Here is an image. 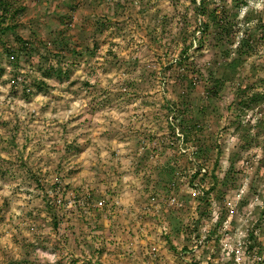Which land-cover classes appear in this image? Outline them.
Masks as SVG:
<instances>
[{"label":"rangeland","instance_id":"rangeland-1","mask_svg":"<svg viewBox=\"0 0 264 264\" xmlns=\"http://www.w3.org/2000/svg\"><path fill=\"white\" fill-rule=\"evenodd\" d=\"M0 264H264V0H0Z\"/></svg>","mask_w":264,"mask_h":264},{"label":"built area","instance_id":"built-area-1","mask_svg":"<svg viewBox=\"0 0 264 264\" xmlns=\"http://www.w3.org/2000/svg\"><path fill=\"white\" fill-rule=\"evenodd\" d=\"M171 201H175V199L174 198H171ZM251 233H252V235H255V236L257 235V232L254 229L252 230ZM248 235H250V234H247L246 235L247 236L246 239H245L246 241H242L243 244H244V242H248L249 243V241H248V238H249ZM244 236H245V233H244ZM259 260H260V257L253 253V256L251 257L250 261L258 262Z\"/></svg>","mask_w":264,"mask_h":264},{"label":"trees","instance_id":"trees-1","mask_svg":"<svg viewBox=\"0 0 264 264\" xmlns=\"http://www.w3.org/2000/svg\"><path fill=\"white\" fill-rule=\"evenodd\" d=\"M223 29H224V31H226V32H227V30H228V29L225 30V28H223ZM245 41H246L245 38H243V39H242V42H245ZM245 43H246V42H245ZM231 65L235 66V65H236V62H233Z\"/></svg>","mask_w":264,"mask_h":264}]
</instances>
